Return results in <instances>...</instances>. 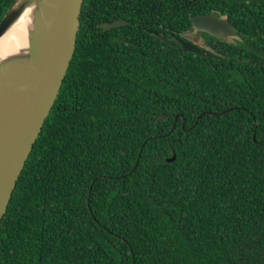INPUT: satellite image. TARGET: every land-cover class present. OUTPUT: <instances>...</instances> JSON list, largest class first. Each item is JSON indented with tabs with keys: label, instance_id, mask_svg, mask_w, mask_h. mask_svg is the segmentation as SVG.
<instances>
[{
	"label": "trees",
	"instance_id": "obj_1",
	"mask_svg": "<svg viewBox=\"0 0 264 264\" xmlns=\"http://www.w3.org/2000/svg\"><path fill=\"white\" fill-rule=\"evenodd\" d=\"M210 13L238 38L185 52ZM80 23L0 264H264V0H84Z\"/></svg>",
	"mask_w": 264,
	"mask_h": 264
},
{
	"label": "water",
	"instance_id": "obj_2",
	"mask_svg": "<svg viewBox=\"0 0 264 264\" xmlns=\"http://www.w3.org/2000/svg\"><path fill=\"white\" fill-rule=\"evenodd\" d=\"M14 0L0 23V39L32 7L35 39L9 62H0V223L7 213L18 180L33 153L44 124L60 93L75 54L84 0ZM123 19L99 28L112 30ZM193 31L177 40L185 52L206 57L203 35L224 42L238 38L227 16L215 13L192 17ZM202 41L209 47H205ZM169 43V42H168ZM28 57L24 67L19 64ZM175 156L169 159L173 162Z\"/></svg>",
	"mask_w": 264,
	"mask_h": 264
},
{
	"label": "bare ground",
	"instance_id": "obj_3",
	"mask_svg": "<svg viewBox=\"0 0 264 264\" xmlns=\"http://www.w3.org/2000/svg\"><path fill=\"white\" fill-rule=\"evenodd\" d=\"M37 1L34 0L33 4ZM32 10V7L27 9L18 22L0 39V62L5 61L7 64L14 56L24 52L35 39L34 30L36 31L37 25L35 26L32 20ZM27 60L28 57L19 66L24 67Z\"/></svg>",
	"mask_w": 264,
	"mask_h": 264
},
{
	"label": "rangeland",
	"instance_id": "obj_4",
	"mask_svg": "<svg viewBox=\"0 0 264 264\" xmlns=\"http://www.w3.org/2000/svg\"><path fill=\"white\" fill-rule=\"evenodd\" d=\"M202 44H203L205 47L209 48V47L206 45V43H205L204 41H202Z\"/></svg>",
	"mask_w": 264,
	"mask_h": 264
}]
</instances>
